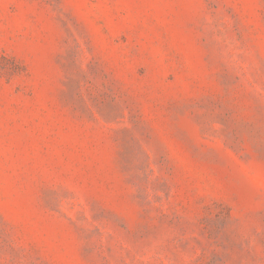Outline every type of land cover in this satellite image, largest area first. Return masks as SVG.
I'll list each match as a JSON object with an SVG mask.
<instances>
[{
  "label": "rangeland",
  "instance_id": "obj_1",
  "mask_svg": "<svg viewBox=\"0 0 264 264\" xmlns=\"http://www.w3.org/2000/svg\"><path fill=\"white\" fill-rule=\"evenodd\" d=\"M0 264H264V0H0Z\"/></svg>",
  "mask_w": 264,
  "mask_h": 264
}]
</instances>
